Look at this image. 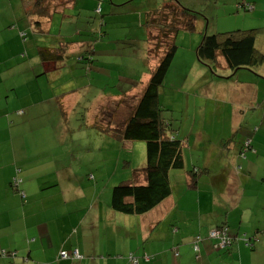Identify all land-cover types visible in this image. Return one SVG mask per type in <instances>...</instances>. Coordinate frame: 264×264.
I'll return each instance as SVG.
<instances>
[{
    "label": "crops",
    "instance_id": "1",
    "mask_svg": "<svg viewBox=\"0 0 264 264\" xmlns=\"http://www.w3.org/2000/svg\"><path fill=\"white\" fill-rule=\"evenodd\" d=\"M249 1L239 5L243 8L249 6L252 11L263 10L264 0ZM66 2L54 11L48 9L50 16L42 21L48 33L54 14H61L62 22L63 19L77 20L74 15L65 14L68 6L74 4L70 0ZM189 2L186 0L184 5L188 6ZM5 9L15 27L10 36L0 38V51L6 50V53H0V252L7 253L6 256L0 255V264H11L10 261L23 254L26 245L30 244L28 255L36 254L46 260L50 239L53 243L58 240L54 247L56 254L60 249L57 264H264V61L254 69L232 71L220 59L217 77L206 69L188 71V68L176 67L175 54L167 74L168 80L173 81L170 86L177 82L194 91L193 98L186 96L184 108L197 107L201 121L188 118V129L180 125L176 136L183 141L184 164L180 179L176 186L171 182L172 192L168 198L149 212L136 215L138 237L134 241L137 246L133 247L132 215L114 211L106 204L95 209L93 202L89 205L85 202L88 197L68 196L76 190L75 182L70 179L73 171L48 166L46 163H54L53 156H46L37 164L36 155H30L29 149L35 136L27 133L34 129L23 125L22 121L42 116L45 112L31 115L30 112L44 103H51L54 109L62 108L63 112L82 107L85 103L80 101V93L93 81L98 85H95L97 90L104 89L109 93L103 101H96L98 107H87L92 110L87 125L94 131L90 122L103 114L110 103L123 95L140 94L155 65L149 61L148 50L134 59L129 52L118 55L103 52L109 48L110 41H101L105 45L102 50H97L94 47L99 42L95 41L90 52L78 54L77 58L68 55L64 59L43 62L36 44L31 52L25 50L26 55L21 61L20 49L14 44L19 46L22 42L25 45L26 41L21 40L22 33H25L22 29L36 31L39 19L32 14L31 21L27 15V22L21 23L19 13L24 15L23 7L11 4ZM12 27L10 24L0 27V34ZM67 36L60 34L59 42L66 40ZM42 41L45 46L57 47L51 42L47 45V39ZM180 59L179 56L177 62H181ZM84 60L86 64L82 62ZM117 67L122 74L126 69H132V74L122 82L120 77L114 76ZM109 68L113 69L108 74L101 72ZM138 72L141 75L137 77ZM91 74L92 78L96 75L98 79H89L87 76ZM40 75L44 76L43 86L39 84L42 79H37ZM100 76L105 78L100 79ZM101 82L105 86L100 87ZM30 85L28 93H18L19 86ZM124 87L129 88L120 91ZM166 90L159 91V98ZM36 91L38 95H35ZM106 101L109 104L105 105ZM15 110L19 113L13 114ZM179 112L184 113V109ZM122 120L113 118V126H121ZM197 122L201 124L199 129L195 127ZM63 124L64 135L60 134L55 144L58 149L66 145L67 139L78 134L75 125ZM61 127L57 125L58 130ZM99 133L95 130L98 139L111 138ZM247 142L249 144L245 147ZM69 148L85 150L82 144ZM38 168L45 172L36 171ZM193 169H197L194 176L190 174ZM13 178L20 180L17 186L11 184ZM221 224L228 225L234 239L233 244L225 249L217 248L216 240L208 237V232ZM44 233L48 236L46 244ZM197 235L202 238L197 241L199 250L194 251ZM243 235L251 245L244 243ZM113 240L123 247L122 259L96 258L104 253L105 248L115 244ZM73 250H77L82 258L60 257L62 251ZM12 264L21 262L13 260Z\"/></svg>",
    "mask_w": 264,
    "mask_h": 264
},
{
    "label": "rangeland",
    "instance_id": "2",
    "mask_svg": "<svg viewBox=\"0 0 264 264\" xmlns=\"http://www.w3.org/2000/svg\"><path fill=\"white\" fill-rule=\"evenodd\" d=\"M70 1L74 4L72 6H68V12L65 14H72L77 17L75 22L66 19H63L62 22V16H60L61 14H54L51 19L52 28L48 34L39 33L31 28L22 29L25 32V39L21 36V40L26 41V44L23 45L22 42L19 46L18 44H14L15 47L20 49L19 52H21V61L26 55V51L31 52L36 44H38L37 46L44 45L42 39L48 40L47 45L51 42V44L53 43L55 46H59V35L67 34L68 36L66 40L71 41L66 49L69 58H77L76 56L78 54L81 56V54L90 52L95 41L99 42L94 47L97 50L98 48L99 50H102L105 45L101 41H110L109 48L104 49L103 52L116 53L117 55L127 54L129 52L135 59L137 55L146 53L148 50L149 61H152L156 65L158 61V54L156 55L154 53L153 46L157 40L156 37H158L159 31L154 26L151 28V31L146 28L144 25V18L147 12L161 7L164 3H168L171 0ZM172 1L178 5L186 7L189 10L197 12L199 15L194 31H179L176 34L175 43L178 47L175 53L176 67H183V70L188 68V71L206 69L208 72L210 71L213 73L211 68L207 64L201 62L196 55V48L205 34H225L240 30L256 29V45L264 52V8L263 10L257 8L255 11L249 10V6H245L243 8L239 4H243L245 0H190L191 2L188 3V6L184 5L186 0ZM248 2L251 1L248 0ZM29 3L30 0H0V27L8 26L9 24L10 26L13 25L12 28H6L3 30L0 34V38H2V36H10L12 29L15 27V23H12L13 20H11L10 13L5 9V7L14 4L25 9ZM98 7L100 9H97ZM27 15H30V20L32 21L31 17L33 15L30 13ZM27 15L24 14L21 16V13H19V22L26 23V18L28 17ZM201 20L203 22H201ZM0 53H6V50L0 51ZM179 56L181 57V62H179V60L177 62ZM82 62L86 64L87 61L84 60ZM173 67L174 64L172 68ZM143 68L145 67L143 66ZM112 69L109 68V70L101 72L108 74L112 71ZM117 69L118 67L115 69L114 76L115 78L120 77L122 82H124L133 71L132 69H126V71L122 74V71ZM219 70L220 69L217 71L219 72ZM138 75H141L140 72L137 73V77ZM43 77V75L37 77V79H42L39 80V84L42 86L45 82ZM87 77L89 79H98L96 75H94L95 78H92V74ZM99 78L104 79L105 77L100 76ZM168 79L169 78L167 76L163 87L160 88V91L167 89L165 94L159 98V102L162 106L161 115L167 123L170 124L173 132L175 131L176 134H174L178 136L180 125H183L185 126V129H188L186 128L188 118H196L197 121H201V119L198 112L199 109H197V107H187V110L184 108L186 96L190 95L193 98L194 91H189L188 89L183 88L182 85H178L177 82L174 83L173 87H171L170 84H172L173 81H169ZM214 79L216 81L219 80L218 78ZM91 84L92 85L89 84L87 88H84V90L80 93V101L85 103L82 107H78L73 111L63 112L61 111L62 108L54 109L51 103H44L40 106H36L35 109H32L30 112V115L31 113L37 114L38 112H45L42 116L35 117L30 121L22 122L23 125H27L29 128L34 129L27 133L35 136V138H33L30 142L29 149L30 155L33 153L36 155L37 164L46 156L47 158L53 156L52 161H55L52 163L53 165L46 163L48 166L51 165L54 167L56 165V167L60 169L67 168L68 172L72 170L73 173H70V179L75 182L73 185L76 190L67 195L88 197V199H84L85 202L88 203V205L93 202V206L96 209V207L100 204H106L110 207L111 191L113 186L131 179L133 169L141 168L145 165L146 146L145 142L141 140L129 142L120 140L119 138L111 135H109L111 138L106 140H101L96 137L95 130L91 131V127H88L89 125H87L89 120L88 118H90L92 113V110L87 107L94 105H96L95 107H98L97 103L99 101H103L109 93L107 92L108 90H97L95 87V85L98 86L97 83L92 81ZM122 84L126 85L125 83ZM102 85L105 86L104 83L102 84L101 82L100 87H102ZM31 87L32 85L25 87L19 86L18 93L20 95H24L28 93ZM128 88L129 87H124V89H120V91L125 89L127 90ZM199 93L200 91H198V95ZM35 95H38V91L35 92ZM139 96L140 94L135 96L123 95L122 97H119V100L112 102V104L110 103V105L107 106L109 108H104L105 110L103 111V114L101 113L95 116V119H93L90 124L93 125L95 122L112 124L114 123L112 120L115 118V120L119 121L123 119V125L130 116ZM96 101L98 102L96 103ZM11 104H13V102ZM107 104H109V101L105 102V105ZM85 108L87 109L85 110ZM181 109H184V113L179 112ZM93 111H95V109ZM14 113L17 114L19 111L15 110L13 114ZM182 114L184 115L182 116ZM102 115H104V118L100 119ZM109 117L112 119L111 121L108 120L110 119ZM21 118L23 117H20V119ZM25 118L26 116H24V119ZM94 120L96 121L94 122ZM65 122L75 125L78 134L72 139H67L66 145L63 144V147L58 149L55 144L59 135H64L63 123ZM57 125L62 126L60 130L57 129ZM200 125L201 124L197 122L195 126L196 129H199ZM114 127H119V125H115ZM214 127H217V124ZM92 128L95 127L93 126ZM75 144H82V147L85 148V150L77 151L69 148ZM190 169H192V167H190L189 170ZM182 170L183 168L170 170L169 177L172 185H177V181L181 176L180 171ZM36 171L45 172L40 168L36 169ZM14 179L15 178H13L12 181ZM175 190H177V188ZM130 219L134 222L131 239L132 245L133 247H136L137 245L134 243L136 240L135 237H138V232L135 229L136 215H132ZM30 222L39 224L40 221ZM40 230L42 232H46V230L42 227H40ZM116 233H118V231H116ZM44 237V244H46L48 236L45 233ZM114 243L115 244L111 245L110 248H105L104 253L100 254V257L98 256L96 258H102L103 260L122 259L123 255L121 254V250L123 247L120 243ZM57 245L58 240L53 243L52 239H50V242L47 244L48 254L46 260L42 256L37 257L36 254H31L29 256L28 251L32 246L31 244L26 245V250H24L23 254L16 256L11 254L15 257L10 262L12 264L13 260H20L21 264H35L37 262L57 264L59 260H57L56 256L60 250L59 249L57 251V254L55 253L54 247ZM0 255L6 256L7 253L5 251L2 253L1 251ZM127 257H129V253L126 258ZM80 258H82V255Z\"/></svg>",
    "mask_w": 264,
    "mask_h": 264
},
{
    "label": "trees",
    "instance_id": "3",
    "mask_svg": "<svg viewBox=\"0 0 264 264\" xmlns=\"http://www.w3.org/2000/svg\"><path fill=\"white\" fill-rule=\"evenodd\" d=\"M66 3V0H56V2L33 0L32 4L30 2L26 6L24 14H35L37 20L39 19L35 25L36 31L48 34L42 22L44 18L50 16L48 9L53 8L54 11L57 6ZM198 16L197 12L178 5L172 0L146 13L145 27L151 29L154 26L159 31L153 46L154 53L158 54V61L150 71L137 103L122 126L114 127L111 123L103 122L93 124L95 130L100 133L129 142L141 140L146 146L145 165L134 168L131 179L112 188L110 207L114 211L128 215L149 212L171 195L170 170L183 168V141L176 137L175 131L173 132L170 124L161 115L159 91L164 85L178 48L175 43L176 34L179 31H194ZM24 34L22 33L23 37ZM256 41V29L225 34H205L196 48V55L201 62L211 68L217 77H219L217 70L220 59L224 60L226 66L232 71L241 68L254 69L264 61V52L257 47ZM70 43L71 41L64 40L57 47L39 46V56L43 62L64 59L68 56L66 49ZM190 174L196 175L197 169L191 170ZM191 180L194 181V178ZM223 225L228 227L227 224L217 227ZM228 232L230 243L224 249L229 248L234 241L229 227ZM242 240L245 244L251 245L245 235L242 236Z\"/></svg>",
    "mask_w": 264,
    "mask_h": 264
},
{
    "label": "built area",
    "instance_id": "4",
    "mask_svg": "<svg viewBox=\"0 0 264 264\" xmlns=\"http://www.w3.org/2000/svg\"><path fill=\"white\" fill-rule=\"evenodd\" d=\"M248 144H249L248 142L245 143V147H247ZM19 182H20L19 179H14L13 185L17 186ZM208 235L209 237H211L212 239L214 238L217 241L216 247L224 248V247H227L228 244L230 243L228 227L225 225L211 229ZM200 239H201L200 236H197L195 238V242L193 244L194 251L199 250L197 241H199ZM60 257L63 259L80 258L81 255L79 254L77 250H73L72 252L62 251L60 253Z\"/></svg>",
    "mask_w": 264,
    "mask_h": 264
}]
</instances>
